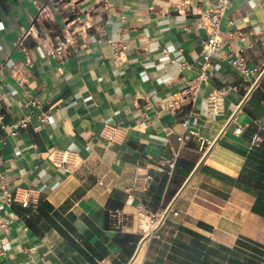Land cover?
I'll return each mask as SVG.
<instances>
[{
  "label": "crops",
  "instance_id": "obj_1",
  "mask_svg": "<svg viewBox=\"0 0 264 264\" xmlns=\"http://www.w3.org/2000/svg\"><path fill=\"white\" fill-rule=\"evenodd\" d=\"M215 3L0 0V172L39 193L38 205L25 207L0 192V264H128L149 222L140 204L171 210L132 264H208L214 253L235 264L225 253L264 251V0H232L225 45L194 104L139 126L146 98L194 82L209 35L204 14ZM59 39L68 40L64 57L47 56ZM239 52L258 69L250 81L227 60ZM28 91L49 122L33 117L11 136L28 113ZM187 117L196 134L182 145ZM106 124L124 138L108 145ZM57 148L77 153L75 164L55 165ZM117 210L127 227L115 226Z\"/></svg>",
  "mask_w": 264,
  "mask_h": 264
},
{
  "label": "built area",
  "instance_id": "obj_2",
  "mask_svg": "<svg viewBox=\"0 0 264 264\" xmlns=\"http://www.w3.org/2000/svg\"><path fill=\"white\" fill-rule=\"evenodd\" d=\"M231 2L232 0H216L214 9L204 14L205 22H207V24H204L203 22V26L209 35L206 39L201 40V59L196 68L197 75L194 82L186 85L179 92L169 94L157 101L154 99L152 100L150 97H148L150 99L146 98L144 109L141 111V119L139 122L140 128H147L151 124L154 116L161 112L165 111L176 114L182 110L185 104H194L201 84L208 81L212 75L215 54L225 45V41L222 38V23L226 17V12L230 7ZM67 42V39H59L56 43L46 45V55L51 58L62 59L65 55ZM120 52L121 49H117L115 54L119 55ZM227 60L231 66L241 73L244 81H250L251 76L258 72L256 67L250 65L246 55L242 52L236 53L235 55L228 54ZM17 81L22 85L24 80L20 78L17 79ZM229 88L232 89L235 87ZM217 97L218 93L213 91L211 97L208 99L209 107L212 111H215L217 107ZM24 106L28 109V113L22 117L20 121L12 123V130L10 131L11 136H15L21 128H27L33 117H36L41 124L49 122L50 113L43 109L41 99L35 94L29 91L26 92ZM36 109H39V111ZM3 120L4 114L0 112V123L2 126ZM182 123L186 128V132L179 136V140L182 145H185L186 140L190 135L196 133L193 130L188 129L190 124L188 117L185 118ZM39 127L40 124L36 126V128ZM100 135L108 145H112L120 142L124 138L125 133L116 125L106 124ZM49 158L55 163V165L68 168L75 164L77 153L71 150L57 148L50 152ZM174 164L173 159L167 160L169 173H171L174 168ZM0 192L3 200L6 202L18 201L25 207H36L39 203V193L36 190L15 186L9 176L2 172H0ZM167 210L168 207L155 213H149L148 207L145 204H140L138 206V213L144 216V218L147 217L146 219L149 220V222H147L149 230H145L142 227L144 237L148 235L160 237L159 229L161 228L166 215L170 212L167 213ZM174 214H177V212L174 211ZM113 220L115 226L118 228H125L130 223V218L125 216L120 210L115 211L113 214Z\"/></svg>",
  "mask_w": 264,
  "mask_h": 264
},
{
  "label": "trees",
  "instance_id": "obj_3",
  "mask_svg": "<svg viewBox=\"0 0 264 264\" xmlns=\"http://www.w3.org/2000/svg\"><path fill=\"white\" fill-rule=\"evenodd\" d=\"M213 255V254H212ZM214 261L213 263L210 262L208 264H221L220 261H216L215 256H217L214 253ZM226 260H228L230 263H235V264H259L261 260H264V251H254L252 256H247L244 258H238L236 253H225ZM219 259H221V256H218ZM228 257V258H227ZM240 259V260H238ZM205 264V263H204Z\"/></svg>",
  "mask_w": 264,
  "mask_h": 264
},
{
  "label": "water",
  "instance_id": "obj_4",
  "mask_svg": "<svg viewBox=\"0 0 264 264\" xmlns=\"http://www.w3.org/2000/svg\"><path fill=\"white\" fill-rule=\"evenodd\" d=\"M170 209H171V207L169 206V207H168V210H167V213L170 211ZM150 237H151V235H148V236H145V237H143V238L141 239V241H140V243H139V245H138V247H137V249H136L135 254L133 255L131 261H130L128 264H132V263L135 261V259H136L137 256L139 255V253H140V251H141V249H142L144 243H145Z\"/></svg>",
  "mask_w": 264,
  "mask_h": 264
},
{
  "label": "bare ground",
  "instance_id": "obj_5",
  "mask_svg": "<svg viewBox=\"0 0 264 264\" xmlns=\"http://www.w3.org/2000/svg\"><path fill=\"white\" fill-rule=\"evenodd\" d=\"M143 228L146 229V230H149V225H148L147 221H144ZM143 247H144V245H143ZM143 247H142V249H141V251H140V253L138 255V258L140 260V263H142L141 258H142Z\"/></svg>",
  "mask_w": 264,
  "mask_h": 264
},
{
  "label": "rangeland",
  "instance_id": "obj_6",
  "mask_svg": "<svg viewBox=\"0 0 264 264\" xmlns=\"http://www.w3.org/2000/svg\"><path fill=\"white\" fill-rule=\"evenodd\" d=\"M143 223H144V221H143ZM239 256H240V258H244V257H246V253H239Z\"/></svg>",
  "mask_w": 264,
  "mask_h": 264
}]
</instances>
